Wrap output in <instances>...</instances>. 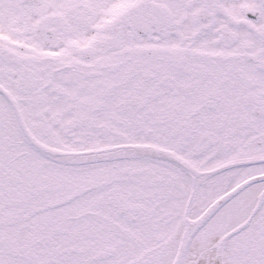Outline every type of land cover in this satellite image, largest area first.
Here are the masks:
<instances>
[{
	"label": "snow or ice",
	"instance_id": "obj_1",
	"mask_svg": "<svg viewBox=\"0 0 264 264\" xmlns=\"http://www.w3.org/2000/svg\"><path fill=\"white\" fill-rule=\"evenodd\" d=\"M0 264H264V0H0Z\"/></svg>",
	"mask_w": 264,
	"mask_h": 264
}]
</instances>
